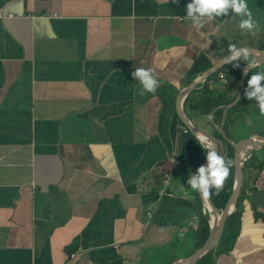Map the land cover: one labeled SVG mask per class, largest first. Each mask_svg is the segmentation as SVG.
<instances>
[{"label":"crops","instance_id":"obj_1","mask_svg":"<svg viewBox=\"0 0 264 264\" xmlns=\"http://www.w3.org/2000/svg\"><path fill=\"white\" fill-rule=\"evenodd\" d=\"M189 2L0 0V264H181L205 241L221 208L187 184L206 152L177 112L231 161L232 143L264 138V116L245 66L177 96L207 69L191 78L197 56L212 65L235 39L255 49L264 0H247L255 36L230 15L194 28ZM135 67L153 70L155 94H137ZM242 166L237 235L212 264H264V145ZM233 181L232 165L225 201Z\"/></svg>","mask_w":264,"mask_h":264},{"label":"clouds","instance_id":"obj_2","mask_svg":"<svg viewBox=\"0 0 264 264\" xmlns=\"http://www.w3.org/2000/svg\"><path fill=\"white\" fill-rule=\"evenodd\" d=\"M175 3L176 0H173ZM231 16L233 21L238 20V28L255 36L260 27L253 18L247 0H190L186 5V18L196 29H202L206 22L216 17ZM228 55L224 56L220 63L239 67L244 61L247 67L244 73L252 72L247 80V87L244 89V96L249 100H255L259 112L264 116V71L253 72L262 62L259 58H252V51L247 47H238L235 44L228 46ZM132 78L138 82L137 94L141 97L146 94H155L161 86L160 81L154 75L152 69L135 67L131 72ZM212 119L210 115L208 117ZM197 142L205 150L206 164L199 166L195 174H190L187 184L194 191L199 193L202 200H210L213 190L215 194L223 190L224 184L230 176L231 160L219 154L212 140L203 133H198ZM183 235V233H181Z\"/></svg>","mask_w":264,"mask_h":264},{"label":"water","instance_id":"obj_3","mask_svg":"<svg viewBox=\"0 0 264 264\" xmlns=\"http://www.w3.org/2000/svg\"><path fill=\"white\" fill-rule=\"evenodd\" d=\"M249 49L252 51V53H255L256 55L253 59L259 58L262 61L261 63H264V43L260 49H254V48H249ZM221 60L222 58L216 61L215 63H213L212 65H210L197 79L190 82V84L178 94L177 101L181 98V95H183L184 93L189 91L192 87H194L196 83H199L202 80H204V78L209 74V72L220 67L222 65L220 63ZM245 67H247V65H245ZM239 88H240L239 90H241L242 80H240ZM177 115L178 117H180V119H182L183 123L189 127L190 131L197 132V133H203L207 135L212 140V142L214 143L217 149L216 141L207 132H204L199 128L190 126L187 123V121L183 119L182 115L179 112H177ZM261 145H264V138L254 139V137H250V136L240 138L236 142L231 144L232 146V165H233V175H234V181L232 184L231 191L223 207L219 210L217 215H214L215 219L211 220V224L209 226V233L205 241L201 244L199 248H197L192 253H190L181 264H195V262L198 260L199 257H201L205 252H207L210 249H213L216 246L219 240L220 234L222 232L225 218L235 206V201L239 193L242 176H243V166L242 165H243L244 157L247 155L249 150H251L252 148L261 146ZM204 164H206V160ZM206 202L209 205L210 210L214 214H216V210L213 204L209 200H206Z\"/></svg>","mask_w":264,"mask_h":264},{"label":"trees","instance_id":"obj_4","mask_svg":"<svg viewBox=\"0 0 264 264\" xmlns=\"http://www.w3.org/2000/svg\"><path fill=\"white\" fill-rule=\"evenodd\" d=\"M250 43L248 44V46L250 47H255V49H260L262 47V44L264 42V39H262L261 41L256 42V46H254V42L253 40L249 41ZM246 43V40L242 41L241 39H235L233 42L230 43L231 44H235L238 47L240 46H244ZM253 57V54H252ZM211 62H208V60L206 59V57L204 55H199L195 58V60L193 61L191 67H190V72H191V78H193L196 74H200L201 72H203L206 68H208L210 66ZM245 62L241 61L239 63V67H233L232 65H228V64H223L222 66L216 68L213 72H217L221 69H226V70H231L235 73H241V69L245 66ZM211 72V73H213ZM211 73L208 74L205 79L203 80V82H201L202 87L200 88L203 93H205V90H208L209 88V83L207 82V79H209V77L211 76ZM232 99H215L213 102L214 104H227L228 102H230ZM243 99H238L234 105L230 106L227 108V111L230 113L232 112L234 109L239 108L240 105L242 104ZM223 109L222 107H219L216 111L217 113H220ZM241 110V109H239ZM227 185L224 184L225 186H228L229 189L227 191V194L230 190L231 187V182H232V164H231V169H230V176L227 179ZM241 190L238 193L237 196V200L236 202H238L241 198ZM227 194H223V191H221L219 193V195L215 194V190H213V194L210 198L211 203L216 207V208H222L224 205V201L225 198L227 196ZM239 214L237 209H235L234 211H232L230 214H228L225 218L224 221V225L222 228V232L220 234L218 243L216 245V247L214 249H210L207 252H205L201 257L198 258V260L195 262V264H212V258L214 255L224 252L225 250L228 249V247L231 246L232 242L234 241L236 235H237V231H238V225H239ZM207 215H205L203 217V224H202V230L204 233L207 234L208 231V225H207Z\"/></svg>","mask_w":264,"mask_h":264},{"label":"built area","instance_id":"obj_5","mask_svg":"<svg viewBox=\"0 0 264 264\" xmlns=\"http://www.w3.org/2000/svg\"><path fill=\"white\" fill-rule=\"evenodd\" d=\"M183 130H185V129H183ZM168 180H169V175L164 176L162 178V184H166L168 182ZM73 253H74V251L69 254V258H71L73 256Z\"/></svg>","mask_w":264,"mask_h":264},{"label":"bare ground","instance_id":"obj_6","mask_svg":"<svg viewBox=\"0 0 264 264\" xmlns=\"http://www.w3.org/2000/svg\"><path fill=\"white\" fill-rule=\"evenodd\" d=\"M214 219H215V218H214ZM214 219H213V220H214Z\"/></svg>","mask_w":264,"mask_h":264}]
</instances>
